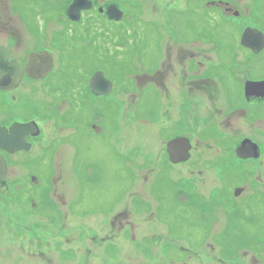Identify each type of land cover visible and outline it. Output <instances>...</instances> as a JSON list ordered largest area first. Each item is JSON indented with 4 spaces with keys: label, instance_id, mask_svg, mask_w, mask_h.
Returning <instances> with one entry per match:
<instances>
[{
    "label": "rangeland",
    "instance_id": "1",
    "mask_svg": "<svg viewBox=\"0 0 264 264\" xmlns=\"http://www.w3.org/2000/svg\"><path fill=\"white\" fill-rule=\"evenodd\" d=\"M4 1L26 21L28 28L23 30L16 13L7 19L1 1L0 30H14L16 37L19 32L28 35L37 25L40 28L42 18L62 12L67 3ZM204 1L206 7L198 9L199 0H174L173 8H167L171 23L166 27L162 21L167 10L158 15L161 25L155 23L156 8L138 15L141 26L135 17L136 6L118 3L127 15L121 27L100 16L103 26L112 31L96 49L76 31L78 36L67 45L56 40L61 36L58 32L70 31L63 28L65 21L52 19L44 36L51 37L50 48L58 64L46 84L24 82L9 93L19 103L28 101L29 110L5 108L0 91V116L6 117L2 111L6 109L9 118L29 117L34 105L41 111L42 119L37 121L41 138H45L42 145L15 155L25 167L9 171L12 196L3 193L7 185L0 187V206L10 197L9 208H0V227L4 226L0 229V264H15L16 258L9 261L4 248L11 256L22 247L26 253L21 257L43 252L29 264H264V120L250 121L240 111L232 115L225 111L237 98L235 82L226 74H214L218 88L207 94L208 99L199 95L206 83L199 90L194 82L185 81L179 58L165 60L164 67L169 61L171 66L161 67L166 86L160 82V91L150 78L167 44L172 50L178 47L174 42L208 50L220 42H234L241 22L248 24L251 18L264 30V16H258L264 12V0H237L235 7L242 14L230 21L212 1ZM247 11L250 18L243 14ZM70 26L80 29L77 24ZM4 37L9 40L12 34ZM215 56L220 59V53H215L211 61ZM262 62L251 77L264 76ZM226 64L235 66L239 77H246L244 59ZM96 69L104 72L114 89L102 94L106 96L94 92L78 97L81 78ZM72 74L64 86L66 80L59 78ZM56 82L66 90L55 88ZM181 88L188 93L179 92ZM234 103L239 104V99ZM54 127L56 134L51 138ZM172 136L191 142L189 157L169 160L164 147ZM243 137L261 144V155L248 163L230 154ZM14 172L40 179L34 186L17 178L18 186L30 197L20 211L16 205L23 203L11 181ZM51 174L54 190L48 183ZM237 187L242 191L235 195ZM18 211L25 215L21 217Z\"/></svg>",
    "mask_w": 264,
    "mask_h": 264
},
{
    "label": "flooded vegetation",
    "instance_id": "2",
    "mask_svg": "<svg viewBox=\"0 0 264 264\" xmlns=\"http://www.w3.org/2000/svg\"><path fill=\"white\" fill-rule=\"evenodd\" d=\"M1 1H3L4 4H2ZM32 1H39V0H32ZM49 1L50 0H44L42 2H49ZM72 1L73 0H67V3L64 5L63 8H61L62 12H58L55 16H46L45 18H42L40 28L37 25L38 27L36 26V28H32V31L28 35H24L23 33L21 34L19 32L17 37H16V36H14V30H11L12 32H9V29L0 30V46L8 48L9 53H10L8 59H10V60L11 59H19V60H21L22 64L25 65L26 56L29 52L38 51L41 49H47L54 56V67H55V65L58 64V60H57L56 56L54 55L52 48H50L51 37L46 38V36H44V32L46 33V30H47V28H49V25L53 21L52 20L53 18H55L57 20V22L65 21V23H63V26H64L63 28H66L65 31H68V30L70 31V32L65 33V34H61V32H58L57 35H61V36H60V39H56V40H58L60 42H64L65 45H67L70 39L75 40V38L78 36L76 32H78L80 37L86 39V43L89 46L95 45L94 49H96L97 45L100 46V42L106 40L104 38V36L109 38L108 33L112 31V30L110 31V28L103 26V24H102L103 20L100 16L107 17V19L112 21V22L115 21L117 23V25L119 27H121V25H122L121 21L124 20L125 16L127 15L125 13V10L120 8L118 3L119 4L124 3V4H126V6H129V7L132 6V4L134 5V7L136 6V12H135L136 20L138 21V23L141 26H143L142 22H140V17L138 15H142V16L146 15L149 11L153 12V10H155V8H156L157 10H155V11L157 14V19L155 20V23L158 25H161V21H159L158 15H164V11H166L167 8H173V6L170 7V5L174 0H87L90 2V7L86 8V9H81L79 12V17L77 20L70 19L68 16V13H67V9L69 8V4ZM202 1L203 0H199L198 5L196 6L198 9L200 8V6H203V8L206 7V1H204V2H202ZM210 1H212V4H214L220 10L222 15H224L226 17V19L228 18L227 20H229V21L233 18H239L240 13L242 14V9L240 11V10H237V7H235V6H237V4H235V2L237 0H210ZM8 2H9V0H8ZM147 3H148V5H147ZM194 3H196V1ZM0 4H2L4 6L5 1L0 0ZM111 4H115L116 7L120 10V12H121L120 17L111 18L109 16L108 10H109V5H111ZM5 6H6L5 7L6 18L10 19L11 18L10 15H14V13H16L17 19L21 22V25H22L23 30H24L25 26H26V21H25L24 16L20 13V11L17 12L16 8L13 5H11L10 2H9V5L6 4ZM232 7H235V9H234V11L230 12V9ZM161 8L165 9V10H162ZM64 11H66V12L64 13ZM243 14H244V16H248V17H250V15H251L248 13V11L243 12ZM252 20H254V22H255V19H252ZM157 21H159V22H157ZM162 23L165 25V27H166V23H167V25H169L171 23L168 10H167V18L166 19L163 18ZM70 24L80 25V29L74 30V28H72L70 26ZM214 26L217 27V24H215ZM245 26H241L240 30H239V28L237 29V31L235 32V35L236 34L237 35L233 38L234 42L233 41H229L228 43H225V42L218 43L217 42L218 44H216L214 46V48L210 47L208 50H205V47L204 48L198 47V44H196V46L191 47L192 48L191 49L190 47H185L184 44H181L180 42H174V44H177L178 47H177V49L172 50L173 49V47L171 48L172 45L167 44V47L165 48V50L160 51V57L158 59V65L155 69H153L152 75L150 77L151 82L155 86L156 90L160 91L159 83L162 82L164 79V77H163L164 71L161 67L165 68L164 70H166L167 68H169L171 66V61H169L167 63V65L164 67V64L166 63L165 60H167L171 57H172L171 58L172 60L173 59L177 60V58H179L178 61L181 63L183 62L182 65H183L185 73H186L184 79L186 82H194V84H196V86L198 87L197 89H199L200 87L203 86L204 83H206V85L203 86L204 89H202V88H200L201 90L199 89L200 93L202 92V94H199L200 96L204 95V97H206L208 99L209 96H207V94H209L210 92L213 93V90L215 88H218L217 87L218 83H216L215 79H214L215 73L218 72L220 74H226V75H228L230 80L233 79V81L235 82L233 89L235 90L234 95L237 96V98H235L234 100L239 99V104H235L234 100H233L232 102L227 104V108H230V109L228 111L227 110H225V111L230 115L237 114L240 111L250 121L257 122V121L264 120V86L254 88L250 91H248V89H247L249 95H246L244 92V86H245V82L247 80H252V81L264 80V76L251 77L252 74H256V72H259L258 71L259 68H257L256 66H257V64H259V62L261 60H263L262 64H264V58H262L264 56V44L261 47V49L258 50L257 52L251 47H247V46L240 44L241 33H242V30ZM0 28H3V26H0ZM26 28H28V27L26 26ZM169 29H170V27H168V26H167V28H165V30H167V31ZM262 31L264 33V30H262ZM8 33L12 34V37H11V39L6 40V38L4 36ZM66 36H67V39H65ZM1 39L4 40L5 42H3ZM76 41H78V40H76ZM195 41H196V39H195ZM59 46H61V45H59ZM74 46H75V44H74ZM207 51H209V53ZM236 52L240 53V54H237ZM215 53L216 54L220 53V59H215L216 58V56H215L214 60L211 61V58H212L211 55L212 54L215 55ZM229 57H231L232 60H230ZM224 58H226L225 59L226 61H224ZM258 58H262V59H260L256 64H254L253 61L255 59H258ZM242 59H244L248 63V65L245 67V68H247V70H246V77H244V78H241V77H239V75H237L238 70L236 69L235 66H231V64H226V62L228 60L230 63H233V62H237L238 60H239V62H241ZM203 60H205L206 65L205 64L203 65ZM209 64L211 66H209ZM226 67H227V69H226ZM212 68L215 70L214 72H212ZM96 70H98V69H96ZM207 72H209V73H207ZM244 74H245V72H244ZM73 76H75V75H71V76H64L63 75V77L59 78V79L66 80L65 82H63L64 86H65V85H68V83H67L68 80L71 79ZM148 77L146 79H148ZM79 79H77V80H79ZM90 79H91L90 76H84L83 78H81L82 81L80 83L81 84L80 85V93L78 94V97H80V96L89 97V95H91V94L95 95ZM108 80L111 82V89L109 91V93H111V91L114 89V84L112 83V81L110 79H108ZM32 81L33 82L38 81L41 84H46V82L48 81V76H46L42 79H34V78H30V77H27L26 75H24L22 77V80L20 81L19 85L16 86L15 88H13L12 90H0L1 93H3L4 100L7 101V102L2 101V103H4L5 108H6V106H10V107L17 108L18 111L19 110H27V109L29 110L31 104H29L28 101L25 103L26 100H23V103H19L22 101L18 100L16 95L9 94V93H11V92L13 93L14 91L18 90L24 82H32ZM57 82H58V80H57ZM57 82H56L55 88L58 87L62 90H66L64 88V86L60 87ZM162 83H163V86L165 87L166 86L165 82H162ZM198 85H200V86H198ZM213 85H215V86H213ZM180 91L186 92L185 94L188 93L186 90H184L182 88H181V90H179V92ZM108 94H106V95H108ZM106 95L101 94L99 96H106ZM13 99H14V101H13ZM15 101H16V103H15ZM23 104H25V105H23ZM25 106H27V107H25ZM254 106L255 107L257 106L258 109L252 111L251 109H253ZM2 111L5 112L6 117L0 116V126L6 127L8 129L15 122L24 123L27 121H34L37 128H38V130L34 131V134L27 133L24 135V141L26 143H28L29 149L17 150V151H14L13 153H7L6 151L0 149V154L4 157V160L6 163V173H5L3 180L0 181V187H1V185H7L8 189H7V191L5 190L3 193L9 192L10 196H12V194L9 191L10 185H8V183H10V182H8L9 171L12 167H14V169H15V167H21V168L25 167V164H21L20 160H18V158H16L15 155L20 153V152H24V151L29 152L36 145H42L45 141L44 140L45 138H44V136H42V138H41V134H40L41 133V127H40V124L37 120L42 119L41 117H39V115L40 116H42V115L40 113L41 111L39 112L38 108H33V111L32 110H31V112L29 111L31 115L29 117H23V118L14 117L13 115H12V117L9 118L7 116V113H6V109H4ZM56 130H57L56 127H54V130L51 133L53 136L51 138H54V136L56 134L55 133ZM58 131H60V130H58ZM262 132H264V130H262ZM243 138H249V137H243ZM243 138H241L238 141V144L241 142V140ZM249 139L257 144L258 155H261V146H260L261 144L252 137ZM47 141H49V139H47ZM236 147L237 146H235L233 148V152L230 153L231 156L233 155V159L236 158L235 157ZM229 156L230 155H228V157ZM253 159H256V158H254V156H252L246 160H243V162L248 163ZM19 162H20V164H18ZM240 172L242 173V171H240ZM17 178L18 179L24 178V179L28 180L34 186L39 185L40 179L38 178V176H31V174H29L27 172H22V173H17V172L15 173L14 172V175H13V178H11V181L15 182L13 184L14 187L15 186L18 187V189L16 191V196L18 197L17 199L22 201L23 204L19 205V206H17L14 203L13 204L16 205V207L20 211L23 208L27 197H28V199L30 197L28 195H25L22 188L18 186ZM21 182L23 183L22 180H21ZM48 183L51 186H53L52 189L54 190L55 181H53V174L50 175V178L48 179ZM3 193L1 194V196H3L2 199L4 200L5 196ZM21 196H26V198L24 199ZM8 200H10V197L6 198V201L3 204H1L0 208L3 206H6L7 208H9L10 201L8 204V202H7ZM33 205H35V204L33 203ZM11 207L13 208L12 204H11ZM0 213H1V211H0ZM19 214L21 215V217H23L25 215L24 213L21 214L20 212H19ZM0 215H2V213ZM0 229H4V226H1ZM76 241H78L77 237H76ZM72 242H73V240L70 243H72ZM23 249L24 248L22 247L20 251H18V250L14 251L13 255H11V256L9 255L10 252L6 248H4L3 252L6 253L9 261L11 258H14V259L16 258L15 264H29V260H31L32 257H34V256L42 257V255H43V252L39 251L38 253L28 252L29 253L28 257H21L20 256L21 254L26 253V252L22 251ZM4 260H7V259H4ZM19 261H22L23 263H20ZM9 264H13V263L9 262Z\"/></svg>",
    "mask_w": 264,
    "mask_h": 264
},
{
    "label": "water",
    "instance_id": "3",
    "mask_svg": "<svg viewBox=\"0 0 264 264\" xmlns=\"http://www.w3.org/2000/svg\"><path fill=\"white\" fill-rule=\"evenodd\" d=\"M90 6V2L86 0H73L68 8V16L70 19L77 20L81 9H86ZM109 15L112 18L120 17L121 12L114 5L109 7ZM241 42L245 45L255 47L258 50L264 42L263 33L251 27H246L243 31ZM10 53L6 47L0 46V89H12L16 87L23 73L31 78L44 77L52 68L53 57L47 50L29 52L26 57V64L23 66L19 59H8ZM253 84L254 86H251ZM91 85L95 93L105 94L109 92L111 83L105 79L101 71H97L91 78ZM252 89L264 86V80L261 81H246L245 92ZM248 89V91H247ZM38 130L33 121L27 123L15 122L8 129L0 126V148L8 152H13L17 149L28 148V143L24 141V135L27 133L34 134ZM190 143L185 137H176L171 139L166 144V151L171 162L182 161L189 157L188 150ZM256 144L249 139H243L241 144L236 149L238 157L256 156ZM6 171V163L3 156L0 154V179L3 178ZM242 191V188L237 187L234 194L237 195Z\"/></svg>",
    "mask_w": 264,
    "mask_h": 264
},
{
    "label": "trees",
    "instance_id": "4",
    "mask_svg": "<svg viewBox=\"0 0 264 264\" xmlns=\"http://www.w3.org/2000/svg\"><path fill=\"white\" fill-rule=\"evenodd\" d=\"M263 9V8H262ZM264 10V9H263ZM261 15V17L264 16V12L262 14H258V16ZM33 108H36L35 106H33Z\"/></svg>",
    "mask_w": 264,
    "mask_h": 264
},
{
    "label": "bare ground",
    "instance_id": "5",
    "mask_svg": "<svg viewBox=\"0 0 264 264\" xmlns=\"http://www.w3.org/2000/svg\"><path fill=\"white\" fill-rule=\"evenodd\" d=\"M251 86H254L253 84H251ZM249 88H251L250 86H248ZM252 89V88H251Z\"/></svg>",
    "mask_w": 264,
    "mask_h": 264
}]
</instances>
